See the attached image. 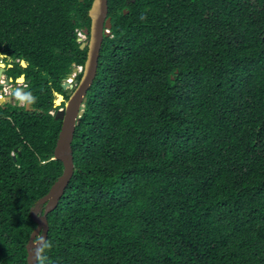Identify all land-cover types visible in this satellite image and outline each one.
I'll list each match as a JSON object with an SVG mask.
<instances>
[{"label":"trees","instance_id":"16d2710c","mask_svg":"<svg viewBox=\"0 0 264 264\" xmlns=\"http://www.w3.org/2000/svg\"><path fill=\"white\" fill-rule=\"evenodd\" d=\"M93 1L0 0V55L32 109L0 106V264H27L31 210L63 174L51 111ZM108 7L38 264H264V0Z\"/></svg>","mask_w":264,"mask_h":264},{"label":"water","instance_id":"95a60500","mask_svg":"<svg viewBox=\"0 0 264 264\" xmlns=\"http://www.w3.org/2000/svg\"><path fill=\"white\" fill-rule=\"evenodd\" d=\"M84 0H81L83 2ZM128 12L125 11V14ZM109 8L108 0H94L89 11L91 19L90 29H85L84 33L89 36L88 41L78 39L81 43L80 48L86 49L87 60L84 65L82 77L79 82H76V89L69 94V99L65 102L63 109L58 110L55 115V120L62 122L61 131L54 151V160H59L63 163V174L51 187L49 193L41 198L32 208L31 216L36 223V228L32 232L27 244V264H38L41 257V249L48 239L49 222L48 215L57 207L60 199L64 196L75 172V161L72 144L75 137L76 127L80 124L81 118L86 110L85 104L88 102V92L97 77L100 53L103 46L104 38L110 37L112 29L111 18L108 17ZM23 67H27L25 61L21 62ZM4 67H0V77L3 75ZM78 73V69L74 70ZM25 81L24 76L17 79L21 83ZM5 84H9L5 83ZM3 85V84H1ZM66 91L69 87H73L69 82L62 85ZM21 102L27 98L26 90H22ZM56 105H60L64 101L62 95H58ZM9 98H0V106L5 104ZM61 101V102H59ZM29 102L26 103L27 111L32 110ZM18 149H16V152ZM16 159V157H14Z\"/></svg>","mask_w":264,"mask_h":264},{"label":"clouds","instance_id":"9594fccd","mask_svg":"<svg viewBox=\"0 0 264 264\" xmlns=\"http://www.w3.org/2000/svg\"><path fill=\"white\" fill-rule=\"evenodd\" d=\"M109 8V7H108ZM128 12V11H127ZM110 32H111V30H110ZM112 35V34H111ZM83 36V37H82ZM78 39H82L83 41H88L89 40V36H87L85 33H84V30L83 31H80L79 33H78ZM79 42V41H78ZM80 43V42H79ZM81 44V43H80ZM87 49V48H86ZM85 50V49H84ZM101 54V53H100ZM3 58H4V56H3ZM3 63H4V65H5V62L3 61ZM4 65H3V67H4ZM75 69H78V73H74V70ZM83 70H84V66H75L74 67V69H73V72H72V74L69 76V78L67 79V80H65V82H69L73 87H69L68 89H72L73 91L76 89V82H79L80 80H78L77 78H78V76L79 75H81V77H82V73H83ZM25 77V76H24ZM12 81H14V79H12ZM64 82V83H65ZM18 83V82H17ZM21 83H25V81L24 82H21ZM24 90H26V89H24ZM72 91V92H73ZM71 92V93H72ZM58 95H59V93H57ZM56 94V97L58 96ZM60 95H62V94H60ZM65 99H64V106H65V102L69 99V95H68V98H66L64 95H62ZM87 98H88V95H87ZM56 100H57V98H56ZM63 105V104H62ZM62 105H61V107H58L57 105H56V101H55V108H60V109H58V110H61V109H63L64 107H62ZM86 105H87V103L85 104V107H86ZM2 106V105H1ZM57 110V111H58ZM57 111L56 112H54V111H51V114L52 115H56V113H57ZM86 111V110H85ZM85 113V112H84ZM84 116V115H83ZM50 245H47V244H45L44 245V248H47V247H49ZM41 251H43V249H41Z\"/></svg>","mask_w":264,"mask_h":264},{"label":"flooded vegetation","instance_id":"af4514ba","mask_svg":"<svg viewBox=\"0 0 264 264\" xmlns=\"http://www.w3.org/2000/svg\"><path fill=\"white\" fill-rule=\"evenodd\" d=\"M0 61H4V58H3V55H0ZM4 65V64H3ZM1 67V66H0ZM12 67V65L11 64H8L6 61H5V65H4V72H3V75L0 77V87H1V90H0V92L2 91V87H3V85H1V84H4V81H3V79L6 81V83H8L9 82V85L13 82V83H17V80L14 82V81H12V78H9L8 77V69H10ZM25 78V83H27V80H26V77H24ZM19 83V82H18ZM13 90V94H12V96L10 97V100L9 101H7L6 103H5V105H7V104H11V105H17L18 107H26V103H27V98H26V100L25 101H23V102H21V94H20V92H18V94H19V96H18V98H17V101H14V103L15 104H12V99H13V95L15 96V91L17 90V91H19L20 89H12ZM22 90V89H21ZM1 95V94H0ZM2 98H9V97H2Z\"/></svg>","mask_w":264,"mask_h":264},{"label":"rangeland","instance_id":"374dc122","mask_svg":"<svg viewBox=\"0 0 264 264\" xmlns=\"http://www.w3.org/2000/svg\"><path fill=\"white\" fill-rule=\"evenodd\" d=\"M3 64H4L3 61H0V66H3ZM3 81H4V84H3V87H2L3 89L0 92V94H2L3 97H11L12 94H13V90L12 89H20L19 91H17V90L15 91V96L13 95V99L11 100L12 104H15L14 101H17V98L19 96L18 92H21L22 90L26 89L27 88V84H25V83H13L12 82L10 85L9 84L7 85V84H5L6 81L4 79H3ZM72 91H73L72 89H68V90H66L65 94L69 95ZM63 103L64 102H62L60 105H57V106L61 107V105ZM3 105H5V104H3Z\"/></svg>","mask_w":264,"mask_h":264},{"label":"built area","instance_id":"2783aa9c","mask_svg":"<svg viewBox=\"0 0 264 264\" xmlns=\"http://www.w3.org/2000/svg\"><path fill=\"white\" fill-rule=\"evenodd\" d=\"M3 96H2V94L0 95V98H2Z\"/></svg>","mask_w":264,"mask_h":264},{"label":"bare ground","instance_id":"6f19581e","mask_svg":"<svg viewBox=\"0 0 264 264\" xmlns=\"http://www.w3.org/2000/svg\"><path fill=\"white\" fill-rule=\"evenodd\" d=\"M23 80H21L20 82H22ZM59 102H61V101H59Z\"/></svg>","mask_w":264,"mask_h":264}]
</instances>
